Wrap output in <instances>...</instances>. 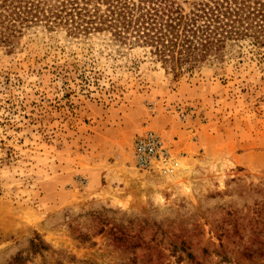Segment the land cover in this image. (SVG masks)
Here are the masks:
<instances>
[{"label":"rangeland","instance_id":"374dc122","mask_svg":"<svg viewBox=\"0 0 264 264\" xmlns=\"http://www.w3.org/2000/svg\"><path fill=\"white\" fill-rule=\"evenodd\" d=\"M146 129L173 177L134 167ZM0 264H264V47L174 78L106 34L0 45Z\"/></svg>","mask_w":264,"mask_h":264},{"label":"trees","instance_id":"16d2710c","mask_svg":"<svg viewBox=\"0 0 264 264\" xmlns=\"http://www.w3.org/2000/svg\"><path fill=\"white\" fill-rule=\"evenodd\" d=\"M70 38L106 34L149 50L179 78L249 41L264 47V0H0V45L13 50L28 29ZM32 241L34 250L42 249Z\"/></svg>","mask_w":264,"mask_h":264},{"label":"built area","instance_id":"2783aa9c","mask_svg":"<svg viewBox=\"0 0 264 264\" xmlns=\"http://www.w3.org/2000/svg\"><path fill=\"white\" fill-rule=\"evenodd\" d=\"M134 167L142 172L161 177H173L178 160L163 137L154 130L146 129L138 134L132 143Z\"/></svg>","mask_w":264,"mask_h":264}]
</instances>
